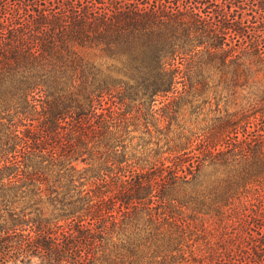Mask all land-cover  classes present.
Segmentation results:
<instances>
[{
  "label": "trees",
  "instance_id": "obj_1",
  "mask_svg": "<svg viewBox=\"0 0 264 264\" xmlns=\"http://www.w3.org/2000/svg\"><path fill=\"white\" fill-rule=\"evenodd\" d=\"M0 264H264V0H0Z\"/></svg>",
  "mask_w": 264,
  "mask_h": 264
},
{
  "label": "rangeland",
  "instance_id": "obj_2",
  "mask_svg": "<svg viewBox=\"0 0 264 264\" xmlns=\"http://www.w3.org/2000/svg\"><path fill=\"white\" fill-rule=\"evenodd\" d=\"M156 107H161L160 98ZM216 107L215 104L212 106L208 105L202 110L192 112L189 106L183 108L182 105L178 112V118L173 122L169 132L166 133L162 128L165 126V123H162L161 126L158 124L150 125L151 134L142 133L141 131L136 132V137L127 142L126 152L128 155H135L138 157L146 156L149 153L155 154L158 151L167 150L169 146L173 145V142H168L169 138L178 137V134L182 137L183 131L187 130L189 127L200 126L203 124V120H208L210 117L214 116L212 111H214ZM80 164L81 166H84L83 163Z\"/></svg>",
  "mask_w": 264,
  "mask_h": 264
}]
</instances>
